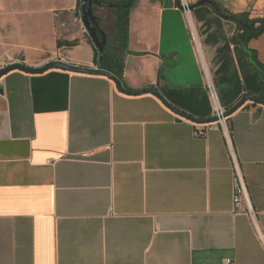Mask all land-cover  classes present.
<instances>
[{"label": "crops", "instance_id": "crops-1", "mask_svg": "<svg viewBox=\"0 0 264 264\" xmlns=\"http://www.w3.org/2000/svg\"><path fill=\"white\" fill-rule=\"evenodd\" d=\"M251 1L220 4L264 16ZM197 2L190 15L177 0L131 11L124 85L158 95L63 70L0 79V264H264L250 220L233 215L220 126L195 138L205 124L188 120L213 115L189 20L224 107L258 95L263 78L231 42L236 24ZM77 7L0 0V64L97 68ZM249 47L264 63V34ZM229 124L264 237V106L247 102Z\"/></svg>", "mask_w": 264, "mask_h": 264}, {"label": "trees", "instance_id": "trees-1", "mask_svg": "<svg viewBox=\"0 0 264 264\" xmlns=\"http://www.w3.org/2000/svg\"><path fill=\"white\" fill-rule=\"evenodd\" d=\"M103 3L117 5L119 7L110 9L112 10L115 18L113 20L114 27V39L113 43L110 44L107 41V44L104 48L103 53L101 54L97 47L94 45L91 37L89 36V42L94 47L95 65L102 71L108 72L115 76L120 84L121 89L127 93H135L136 90L127 88L124 85V69H125V56H127L129 51V40H130V14L131 11L136 7L139 0H133L130 7H126L131 0H99ZM205 2L204 4H201ZM178 6L181 8V0H177ZM196 5H209L211 6L220 16L224 19L232 21L236 24L237 29L231 42L236 45H240L247 55L251 65L258 71L262 76L263 82L258 93V97L264 101V63L260 62L257 53L249 47L251 41L260 38L264 34V16L253 18L249 12L242 13H232L228 9L224 8L216 0H198ZM82 0H78L77 11L81 12ZM194 7L191 5V8ZM99 9L102 7L93 5L94 15L99 18L98 26L100 29L104 30L108 36L107 27L103 22L102 17L99 15ZM108 9V8H104ZM100 36V34H99ZM79 44V41L67 42L65 46L67 47H76ZM61 46V44H58ZM247 95V94H246ZM245 96V95H244ZM243 96V97H244ZM242 97V98H243ZM241 98V99H242ZM240 99V100H241Z\"/></svg>", "mask_w": 264, "mask_h": 264}, {"label": "built area", "instance_id": "built-area-1", "mask_svg": "<svg viewBox=\"0 0 264 264\" xmlns=\"http://www.w3.org/2000/svg\"><path fill=\"white\" fill-rule=\"evenodd\" d=\"M181 5L183 11L187 15L188 14L190 15L192 12L191 4L188 3L187 1L181 0ZM189 29H190L191 37L194 40L195 47L197 49V52L199 54L202 63V68L206 83L205 86L209 98L211 100V103L213 105L212 118H215L217 120V122L215 123H209L202 125L201 127L199 126L195 127L194 136L195 138H204L208 134L211 128L210 126L212 124H217L220 126L223 137L226 142L229 159L231 162V170L233 174V197H232L233 215L247 217L251 222L255 234L257 235L260 242L264 246V237L259 225L258 212L252 203L245 174L233 146L232 131L229 124V117L227 116L228 109L224 107L223 104L221 103L217 84L211 74L209 67L205 62L204 56L200 49L198 35L191 20H189ZM226 264H233V263L230 260H228Z\"/></svg>", "mask_w": 264, "mask_h": 264}, {"label": "water", "instance_id": "water-1", "mask_svg": "<svg viewBox=\"0 0 264 264\" xmlns=\"http://www.w3.org/2000/svg\"><path fill=\"white\" fill-rule=\"evenodd\" d=\"M218 1L227 7L235 8L233 2H235L236 0H218ZM132 2L133 0H131L130 3L126 7H130ZM204 3L205 2L201 4H204ZM93 5H96L102 8H108V9H114L119 6L108 4V3H103V2H100L99 0H82L81 22L84 28L86 29L88 35L91 37L92 41L94 42V45L97 47L99 52L102 54L107 44V34L104 30L100 29L98 26L99 18L94 15ZM248 11L251 12L253 10L251 9ZM49 70H63V71H68V72L76 73V74L103 76V77H106L112 80L118 86L119 90L122 93L128 94V95L139 96V95L148 94V93L158 95L157 91L154 88H146L144 90H140L135 93H127L126 91L121 89V84L115 76H113L112 74L108 72L100 70L98 67L97 68H86V67L75 66L72 64H67V63L60 62V61L49 62L48 64L40 68H33V67L25 66L20 63H13L7 66L6 68H4L0 72V79L12 71H22V72L30 73V74H42ZM247 102L258 103L264 106V101H262L257 95L247 94L241 100H239L237 104H235L233 107H231L228 110L227 116L230 117L231 115L236 113ZM188 120H190L191 122L195 124H209V123L217 122L215 118H211L209 120H204V121H198V120H192V119H188Z\"/></svg>", "mask_w": 264, "mask_h": 264}, {"label": "rangeland", "instance_id": "rangeland-1", "mask_svg": "<svg viewBox=\"0 0 264 264\" xmlns=\"http://www.w3.org/2000/svg\"><path fill=\"white\" fill-rule=\"evenodd\" d=\"M184 1H187L188 3H191V0H184ZM98 13L102 17L103 22H104V24L107 27L109 42H110V44H112L113 43V39H114L113 36L115 34L114 27H113V20H114L115 16H114L112 10H110V9H104V8L103 9H99ZM257 16L260 17V16H262V14H259ZM78 19L81 20L80 15H79V11H78ZM81 24H82V22H81ZM7 66H9V65L0 64V72L4 68H6ZM33 68H38V67H33Z\"/></svg>", "mask_w": 264, "mask_h": 264}, {"label": "flooded vegetation", "instance_id": "flooded-vegetation-1", "mask_svg": "<svg viewBox=\"0 0 264 264\" xmlns=\"http://www.w3.org/2000/svg\"><path fill=\"white\" fill-rule=\"evenodd\" d=\"M259 5L257 3H255L254 7H258Z\"/></svg>", "mask_w": 264, "mask_h": 264}]
</instances>
